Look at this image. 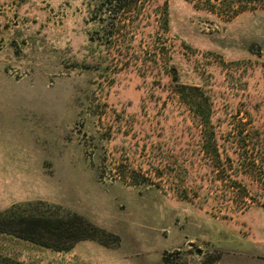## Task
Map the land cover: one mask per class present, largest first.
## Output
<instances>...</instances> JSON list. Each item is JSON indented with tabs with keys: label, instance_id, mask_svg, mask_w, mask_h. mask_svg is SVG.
Wrapping results in <instances>:
<instances>
[{
	"label": "rangeland",
	"instance_id": "374dc122",
	"mask_svg": "<svg viewBox=\"0 0 264 264\" xmlns=\"http://www.w3.org/2000/svg\"><path fill=\"white\" fill-rule=\"evenodd\" d=\"M120 3L0 0V213L110 244L0 264H264V11Z\"/></svg>",
	"mask_w": 264,
	"mask_h": 264
},
{
	"label": "trees",
	"instance_id": "16d2710c",
	"mask_svg": "<svg viewBox=\"0 0 264 264\" xmlns=\"http://www.w3.org/2000/svg\"><path fill=\"white\" fill-rule=\"evenodd\" d=\"M115 1L120 10L121 0ZM188 1L194 3L195 8L212 10H215L216 7L221 8L228 18H235L245 12L264 11V0ZM214 152L217 153L216 150ZM260 163L263 164L264 159H261ZM218 164L217 156L214 159L215 167H218ZM250 164L255 167L253 162ZM262 169L264 170V165H262ZM259 176L264 179L261 167ZM0 233L58 251H69L76 243L85 240H96L105 246L110 245L106 240L109 236L102 229L93 226L87 219L74 213L45 216L34 213L21 214L17 212V208H12L0 213Z\"/></svg>",
	"mask_w": 264,
	"mask_h": 264
}]
</instances>
